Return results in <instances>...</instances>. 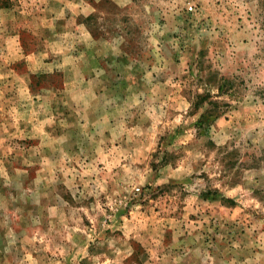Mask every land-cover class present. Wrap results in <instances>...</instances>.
<instances>
[{
	"label": "rangeland",
	"instance_id": "obj_1",
	"mask_svg": "<svg viewBox=\"0 0 264 264\" xmlns=\"http://www.w3.org/2000/svg\"><path fill=\"white\" fill-rule=\"evenodd\" d=\"M0 264H264V0H0Z\"/></svg>",
	"mask_w": 264,
	"mask_h": 264
},
{
	"label": "built area",
	"instance_id": "obj_2",
	"mask_svg": "<svg viewBox=\"0 0 264 264\" xmlns=\"http://www.w3.org/2000/svg\"><path fill=\"white\" fill-rule=\"evenodd\" d=\"M189 10H190V11H193V8H192V7H190V8H189Z\"/></svg>",
	"mask_w": 264,
	"mask_h": 264
}]
</instances>
